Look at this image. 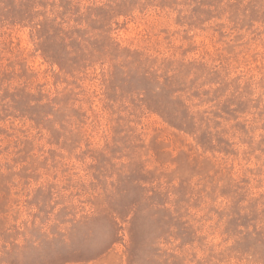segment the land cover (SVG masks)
I'll return each instance as SVG.
<instances>
[{"label": "rangeland", "instance_id": "obj_1", "mask_svg": "<svg viewBox=\"0 0 264 264\" xmlns=\"http://www.w3.org/2000/svg\"><path fill=\"white\" fill-rule=\"evenodd\" d=\"M0 264H264V0H0Z\"/></svg>", "mask_w": 264, "mask_h": 264}]
</instances>
